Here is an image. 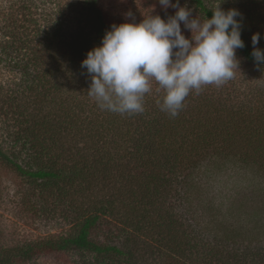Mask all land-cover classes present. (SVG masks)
Listing matches in <instances>:
<instances>
[{
    "label": "trees",
    "instance_id": "obj_1",
    "mask_svg": "<svg viewBox=\"0 0 264 264\" xmlns=\"http://www.w3.org/2000/svg\"><path fill=\"white\" fill-rule=\"evenodd\" d=\"M181 1L201 21L218 5L238 8L245 47L234 78L193 90L175 117L160 110L155 81L134 115L102 110L87 94L81 62L125 23L110 21L100 0H85L91 29L67 30L60 16L51 30L5 35L0 62L17 83L0 96V163L37 186L42 206L63 202L70 227L1 247L0 264L66 254L79 264H264V64L251 55L256 33L264 50V0ZM192 174L218 178L220 189L196 196ZM233 180L245 187L243 205L225 195Z\"/></svg>",
    "mask_w": 264,
    "mask_h": 264
},
{
    "label": "clouds",
    "instance_id": "obj_2",
    "mask_svg": "<svg viewBox=\"0 0 264 264\" xmlns=\"http://www.w3.org/2000/svg\"><path fill=\"white\" fill-rule=\"evenodd\" d=\"M158 2L164 9L175 8V14L166 20L150 14L140 23L112 25L101 45L81 62L91 77L87 94L100 109L121 115L142 113L155 81L164 92L160 110L175 117L193 90L219 87L239 69L236 52L245 45L237 9L225 11L218 5L210 19L201 21L179 0ZM181 24L191 32L190 38L182 33ZM251 40L254 61L264 64V50L256 47L260 34Z\"/></svg>",
    "mask_w": 264,
    "mask_h": 264
},
{
    "label": "rangeland",
    "instance_id": "obj_3",
    "mask_svg": "<svg viewBox=\"0 0 264 264\" xmlns=\"http://www.w3.org/2000/svg\"><path fill=\"white\" fill-rule=\"evenodd\" d=\"M100 1L106 15L108 14L110 18L109 20L118 23H127L129 20L133 23H140L144 17H148L150 14L159 15L166 20L176 11L172 7L164 9L158 0ZM175 2L176 0H172V3ZM179 2L183 7V1L179 0ZM85 3V0H0V44L4 43L6 34L18 33L19 36H25V34L31 35L32 31L39 33V30L40 32L51 30L53 19L60 16L61 23L63 25L67 23L65 27L67 30H73L77 25L80 28L91 29L93 19L90 17ZM56 8L60 11L55 10ZM127 13L132 14L131 18L126 15ZM38 21L40 24H36ZM5 27L6 29H4ZM181 29L184 35L189 32L183 24H181ZM16 83L17 79L10 75L6 66L0 62V96L12 91ZM187 181L192 184L199 181L200 186L195 191L196 196H199L200 188L215 193L217 189H220L221 184L216 177L202 179V177L193 174L192 178L189 177ZM233 181H230L225 195L227 198L237 197L238 201L241 200L240 205H243L247 202V199L243 197L244 191H242L245 187L241 183L236 185V181ZM245 185L247 187L248 181L245 182ZM36 187L34 183L20 177L12 169L0 163V248L16 247L26 242L59 236L69 230V221L64 220L63 214H67L70 209L59 201L49 203L50 206H42L44 203L39 202L38 197L34 196V192H37ZM239 193L241 194L238 197ZM209 202L210 200L206 201L211 206L212 204ZM177 210V213L181 215L186 208L178 205ZM211 213L207 214L206 220L210 221L215 218ZM115 243H119V241L115 240ZM80 259H82L80 255L73 254L47 255L32 264H70L76 260L79 264Z\"/></svg>",
    "mask_w": 264,
    "mask_h": 264
}]
</instances>
